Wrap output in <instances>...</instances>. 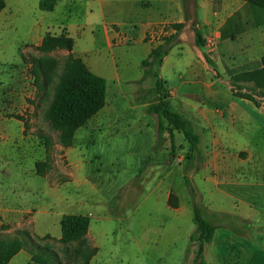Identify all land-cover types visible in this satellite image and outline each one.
Returning <instances> with one entry per match:
<instances>
[{
    "label": "rangeland",
    "instance_id": "1",
    "mask_svg": "<svg viewBox=\"0 0 264 264\" xmlns=\"http://www.w3.org/2000/svg\"><path fill=\"white\" fill-rule=\"evenodd\" d=\"M34 22L27 0L0 25V237L23 244L7 264H191L198 242L189 240L195 225L185 179L192 181L195 166L203 168L201 156L189 160L188 142L177 137L170 148L168 129L157 130L151 147L153 133L108 125L107 115L96 113L62 145L44 111L66 59L75 55L63 28L31 45ZM238 61L224 58L217 69L228 78L240 69ZM156 66L138 85L142 90L155 87ZM238 84L253 88L264 109V87ZM136 86L126 82L122 89L130 96ZM261 173L264 180V164ZM233 190L241 200L238 214L252 221L220 219L204 258L207 264H264V195ZM207 194L199 196L202 206ZM214 194L212 205L229 211V198ZM252 201L256 208L250 209ZM63 214L88 218L78 239L60 241Z\"/></svg>",
    "mask_w": 264,
    "mask_h": 264
},
{
    "label": "crops",
    "instance_id": "2",
    "mask_svg": "<svg viewBox=\"0 0 264 264\" xmlns=\"http://www.w3.org/2000/svg\"><path fill=\"white\" fill-rule=\"evenodd\" d=\"M4 1L0 25L12 8L24 7L27 0ZM30 1L35 19L31 45L40 44L47 31L63 28L72 41V53L93 73L102 76L106 86L108 79L113 84L110 96L106 93L105 104L95 115H107L108 125L114 127L127 125L139 133H153L151 147L156 145L159 119L147 107L156 101L157 93L154 88L142 90L138 86L146 76L141 61L176 30L172 28L157 42L145 37L146 30L152 25L182 23L174 45L162 56L156 72L169 108L187 118L199 137L198 153L191 160L199 155L204 166L194 168L189 176L199 196L202 190L208 193L203 207L217 212L211 218L213 223L219 224L225 214L227 221H252L238 214L241 200L233 189L249 187L253 194L264 195V109L235 96L229 79L236 72L227 78L217 64L227 58L239 60L237 72L260 67L264 54V8L245 0H55L51 10H43L38 6L39 0ZM110 26L132 27V42L111 44L114 33ZM195 26L205 39L203 46L195 42ZM126 82L139 87L135 94H125L122 87ZM171 136L173 146L176 137L187 143L177 130ZM215 192L229 198V211L212 205L211 202L217 204L211 197ZM248 206L256 208L253 201ZM174 210L182 213L180 208ZM188 210L189 206L183 213Z\"/></svg>",
    "mask_w": 264,
    "mask_h": 264
},
{
    "label": "trees",
    "instance_id": "3",
    "mask_svg": "<svg viewBox=\"0 0 264 264\" xmlns=\"http://www.w3.org/2000/svg\"><path fill=\"white\" fill-rule=\"evenodd\" d=\"M245 1L264 8V0ZM54 3L55 0H39L38 6L43 10H51ZM4 6L5 1L0 0V11ZM194 22L196 24L197 20L195 19ZM171 26L175 28L176 32L165 38L163 43L153 47L141 61L143 76L150 72L154 63L160 64L162 56L174 45L176 34L181 28L182 23H172ZM44 36L42 42L47 38ZM195 42L198 46L205 44V39L202 37L198 26H195ZM206 59L210 64H213L212 59L207 55ZM230 80V89L235 96L250 100L256 105L258 101L254 89L242 87L238 82L252 81L254 88L264 87V54L261 56L260 67L236 72L231 75ZM154 89L158 94V100L150 104L147 109L157 115L159 119L158 130L168 129L171 148L173 147L171 131L177 130L181 132L189 144L190 152L187 154V158L191 159V157L198 153L197 143L199 137L197 133H195L187 118L169 108L162 80L158 78L157 74ZM105 93L106 81L102 76L93 73L78 56H69L66 59L62 72L54 86L53 99L44 111V118L52 128L59 131V141L62 145L69 146L72 143L75 129L104 105ZM161 117L165 118L167 127H164L161 123ZM195 169H199V166H195ZM185 181L190 192L193 222L195 225L193 232L189 234V240L193 241L197 239L198 242V248L191 264H206L203 256L204 245L211 240L215 228L222 221L219 219V224L211 221V218L216 216L217 212H209L204 208L200 204L199 193L193 182L186 179ZM227 216L225 214L221 219H225ZM87 220L88 218L83 215L63 214L60 219V241L66 243L78 239L85 231ZM22 245V241L17 237H0V264H7L10 258L21 249Z\"/></svg>",
    "mask_w": 264,
    "mask_h": 264
},
{
    "label": "built area",
    "instance_id": "4",
    "mask_svg": "<svg viewBox=\"0 0 264 264\" xmlns=\"http://www.w3.org/2000/svg\"><path fill=\"white\" fill-rule=\"evenodd\" d=\"M172 26L166 25H152L149 26L146 30L145 37L150 41H160L163 37L169 34V31L172 30ZM110 29L113 31V36L111 38V44L113 45H127L132 42L133 34H132V27H118L115 28L110 26Z\"/></svg>",
    "mask_w": 264,
    "mask_h": 264
}]
</instances>
